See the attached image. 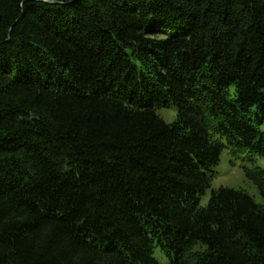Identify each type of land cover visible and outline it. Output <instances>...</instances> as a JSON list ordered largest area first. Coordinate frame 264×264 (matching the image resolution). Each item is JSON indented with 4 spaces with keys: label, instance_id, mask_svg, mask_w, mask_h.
Listing matches in <instances>:
<instances>
[{
    "label": "trees",
    "instance_id": "obj_1",
    "mask_svg": "<svg viewBox=\"0 0 264 264\" xmlns=\"http://www.w3.org/2000/svg\"><path fill=\"white\" fill-rule=\"evenodd\" d=\"M223 149L264 158V0H0V264H264Z\"/></svg>",
    "mask_w": 264,
    "mask_h": 264
},
{
    "label": "rangeland",
    "instance_id": "obj_2",
    "mask_svg": "<svg viewBox=\"0 0 264 264\" xmlns=\"http://www.w3.org/2000/svg\"><path fill=\"white\" fill-rule=\"evenodd\" d=\"M158 115L167 123L174 121L173 109H161ZM213 177L211 187L200 198V206H204L212 190L219 188H231L247 194L257 205H264V197L252 176L260 173L264 178V158L262 156H247L246 153H233L229 149H223L219 163L212 169ZM154 256L161 264H167L158 250Z\"/></svg>",
    "mask_w": 264,
    "mask_h": 264
}]
</instances>
